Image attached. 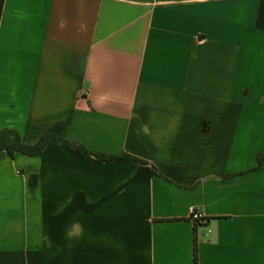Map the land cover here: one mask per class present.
Segmentation results:
<instances>
[{
	"label": "crops",
	"instance_id": "obj_1",
	"mask_svg": "<svg viewBox=\"0 0 264 264\" xmlns=\"http://www.w3.org/2000/svg\"><path fill=\"white\" fill-rule=\"evenodd\" d=\"M54 126L0 264H264V0H0V135Z\"/></svg>",
	"mask_w": 264,
	"mask_h": 264
},
{
	"label": "trees",
	"instance_id": "obj_2",
	"mask_svg": "<svg viewBox=\"0 0 264 264\" xmlns=\"http://www.w3.org/2000/svg\"><path fill=\"white\" fill-rule=\"evenodd\" d=\"M57 126H54L49 130L43 138L34 145L24 144L19 135L10 130H5L0 135V152H6L10 157H13L15 153H22L28 156H35L41 153L42 149L51 143L63 142L60 138L56 137L54 131ZM123 161L131 164L146 165L145 162L126 156L122 159ZM264 163V156L258 157V166H261ZM151 174H156L155 169H150ZM213 218H202L194 221V232L196 233L198 227L206 225ZM193 261L194 264H198V241L197 237L194 238V250H193Z\"/></svg>",
	"mask_w": 264,
	"mask_h": 264
},
{
	"label": "built area",
	"instance_id": "obj_3",
	"mask_svg": "<svg viewBox=\"0 0 264 264\" xmlns=\"http://www.w3.org/2000/svg\"><path fill=\"white\" fill-rule=\"evenodd\" d=\"M202 218H203V216H202V214L199 211H197V210H193L192 211L191 219L193 221H196V220H199V219H202Z\"/></svg>",
	"mask_w": 264,
	"mask_h": 264
}]
</instances>
